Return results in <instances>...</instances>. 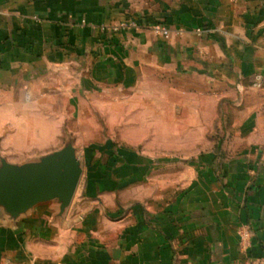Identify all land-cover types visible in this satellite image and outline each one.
<instances>
[{
	"label": "crops",
	"instance_id": "0c3cea01",
	"mask_svg": "<svg viewBox=\"0 0 264 264\" xmlns=\"http://www.w3.org/2000/svg\"><path fill=\"white\" fill-rule=\"evenodd\" d=\"M91 95L135 137L64 214L0 208V264L264 259V0H0V156L59 146Z\"/></svg>",
	"mask_w": 264,
	"mask_h": 264
},
{
	"label": "water",
	"instance_id": "95a60500",
	"mask_svg": "<svg viewBox=\"0 0 264 264\" xmlns=\"http://www.w3.org/2000/svg\"><path fill=\"white\" fill-rule=\"evenodd\" d=\"M2 162L0 208L15 216L47 203L56 204L64 214L74 200L84 173L71 144L24 166Z\"/></svg>",
	"mask_w": 264,
	"mask_h": 264
},
{
	"label": "rangeland",
	"instance_id": "374dc122",
	"mask_svg": "<svg viewBox=\"0 0 264 264\" xmlns=\"http://www.w3.org/2000/svg\"><path fill=\"white\" fill-rule=\"evenodd\" d=\"M104 101L106 100L99 97L96 98V96L93 95L84 100H79L78 113L75 116L71 115V121L68 120V115L65 116L66 118L64 119V123H62L59 146L55 147L54 149L52 148L45 154L26 157L25 160L18 162H10L7 157L0 156V166L3 165L2 160L6 161V164L8 165L24 166L26 164H29L36 158L58 152L65 148L68 144H71L78 155V158L82 165V169L84 171L79 187L83 186L84 182L86 181L87 175L95 171L96 168L99 170L101 167L100 165H103L105 163V157H100V155H98L97 153L101 152L104 153V155L107 154L109 156H112V154L118 155L122 148L117 146L122 144V142L125 143L132 137L134 138L136 135V130H134V128L132 127L133 125L136 126V114L126 116L129 118L128 121L130 122L131 126L127 129H120L119 124L122 122L119 118L120 116L116 114V110L114 114L101 113V102ZM126 103H129V108H132V106L134 107V103H136V101L129 99V101ZM85 110L86 113H84ZM32 117L35 116H30V120H32ZM44 120H47V118L44 117ZM49 120H51V116H49ZM33 132L35 135H38V133H40V131ZM108 140L110 141V143L111 141H114V146L103 147L101 149L99 147L89 146L90 144L103 145ZM134 148L136 149V147ZM13 150H15V148H13ZM116 165V161H111L109 164V166L113 170L116 169Z\"/></svg>",
	"mask_w": 264,
	"mask_h": 264
},
{
	"label": "built area",
	"instance_id": "2783aa9c",
	"mask_svg": "<svg viewBox=\"0 0 264 264\" xmlns=\"http://www.w3.org/2000/svg\"><path fill=\"white\" fill-rule=\"evenodd\" d=\"M155 31L161 33L165 38L170 37V31L164 27V26H154L153 27ZM198 33H201V30H198ZM263 85V80L260 75H257L255 77V83L254 87L260 88ZM244 237H248V234H244ZM234 264H264V259H252V258H246L244 260H239L235 262Z\"/></svg>",
	"mask_w": 264,
	"mask_h": 264
}]
</instances>
